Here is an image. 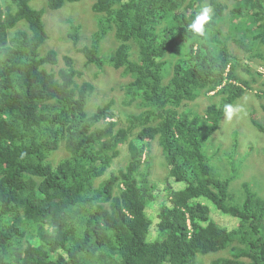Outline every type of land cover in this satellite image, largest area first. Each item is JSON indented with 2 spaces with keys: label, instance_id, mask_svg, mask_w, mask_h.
Segmentation results:
<instances>
[{
  "label": "trees",
  "instance_id": "obj_1",
  "mask_svg": "<svg viewBox=\"0 0 264 264\" xmlns=\"http://www.w3.org/2000/svg\"><path fill=\"white\" fill-rule=\"evenodd\" d=\"M67 1L78 0H47V6L56 10ZM205 6L213 18L201 37L186 28ZM229 6L220 0H94L98 29L78 51L87 63L101 66L106 56L131 75L122 104L139 100L143 109L122 112L123 119L115 98L86 111L95 85L77 82L81 72L71 56L57 71L47 69L60 59L55 49L39 51L49 38L44 9L31 0H0V264H204L206 254H217L210 264H264V198L244 182V200L236 202L232 176H222L203 149L219 129L223 106L261 82L262 72L245 59L253 50L264 58V0ZM226 10L243 19L229 20L225 31L219 22L227 21ZM110 32L117 46L103 52ZM70 35L75 44L81 39ZM211 91L213 101L200 105L197 99ZM189 102L196 105L183 109ZM253 123L264 132V121ZM154 139L169 175L184 188L148 184L141 168L151 160ZM126 142V166L103 178ZM61 146L67 155L54 164L50 157ZM164 192L170 204L159 208ZM200 197L238 224L225 227L217 220L224 215L211 214ZM156 204L157 213H150ZM154 227L165 237L150 240Z\"/></svg>",
  "mask_w": 264,
  "mask_h": 264
},
{
  "label": "rangeland",
  "instance_id": "obj_2",
  "mask_svg": "<svg viewBox=\"0 0 264 264\" xmlns=\"http://www.w3.org/2000/svg\"><path fill=\"white\" fill-rule=\"evenodd\" d=\"M9 2L10 0H1ZM223 3H228L229 9L234 5V0H220ZM94 0H78V1H67L62 7L58 9H49L47 6V0H31V5L37 9H44L43 21L45 28L49 35L47 41L40 47L39 51L41 55H45L48 50L55 49L59 54L58 65L48 64L46 67L48 70L57 71L60 67L65 66L64 56L69 55L73 60V65L76 69L81 72L79 77H76L77 82L80 84L83 81H90L95 85L93 93L87 99L86 111L93 113L98 106L104 105L111 99L115 98L118 104L116 108L121 110V115L125 119L122 112L134 111L139 112L142 107L138 104L140 101L133 102L131 106H125L122 104V98L124 97L123 86L129 80L132 79L130 74L124 71V68L113 67L106 59V56L101 57V66L95 63H87L86 57L78 51V47L84 44H90L92 36L98 29V14L92 9V3ZM207 2V1H206ZM209 2V1H208ZM207 2V3H208ZM227 17L224 22H219L220 25H224V30L229 28V20H233L227 10ZM243 17L235 18L234 22L242 20ZM22 22V23H21ZM19 26L26 27V22L21 21ZM80 26L78 30L76 27ZM78 33L81 36L80 41L75 44V40L71 37V34ZM117 46V39L115 38L114 32H110L109 35L102 41L101 50L103 52L112 51ZM234 49L237 50L235 47ZM264 54V47L262 49ZM260 53V51H259ZM257 51H251V54L246 57L247 64L251 65L254 71L259 70L264 72V58H255ZM242 56V55H241ZM244 75V74H243ZM247 77V76H246ZM170 78V77H169ZM169 78H166L168 81ZM248 78V77H247ZM261 82L251 83L252 88L240 97L237 98L233 105H240L242 111L237 117H234L231 121L225 120L223 117L220 123L219 129L213 133V135L203 143V149L212 163L221 175L227 177L232 176L229 185V192L234 197L236 202H242L245 197V191L243 188L244 182L249 183V187L252 192L258 196L264 198V132L258 130L252 123V119L264 121V111L262 109L264 104V75L259 77ZM214 92H210L207 95L202 94L198 98L197 102L200 105H204L210 101V95H214ZM121 101V102H120ZM196 105L195 102H189L186 107ZM195 108V107H193ZM126 122V121H125ZM157 139V138H156ZM151 140L148 145L150 146L151 160L148 165H144L141 171L148 173L151 179L154 181H148V184H152L157 190L166 189L167 191L179 190L185 187L186 183L183 181H176L169 175V166H166L167 159L166 154L163 151L162 146L157 144V141ZM123 145L122 154L113 160V164L103 178L110 176L111 172L118 171L120 168L126 166L129 156L126 150L128 142ZM67 152L64 147H60L53 156L50 157L51 161L56 164L60 159L65 157ZM230 172L225 173V169ZM139 178V175H138ZM101 181V180H99ZM98 184V183H97ZM155 191V189H153ZM145 198L149 203L152 197L151 188L146 187L144 189ZM163 199L159 202V208L163 205H169L170 201L166 200V194L164 192ZM153 198V197H152ZM199 200L207 204L210 207L211 214L214 212L221 213L217 209L215 204L205 197H200ZM150 213H157V204L155 208L149 209ZM148 214V213H147ZM224 215L218 216L217 220L224 226L230 228L236 224V221L228 214L221 213ZM148 216L152 219L150 214ZM158 218V217H156ZM159 232L154 227L149 239L154 240L158 238ZM165 234L159 235V238H164ZM15 252V251H14ZM222 252L218 253L220 256ZM217 256V254H206L200 256V261L204 264H210L211 261ZM16 254L13 255V261H17Z\"/></svg>",
  "mask_w": 264,
  "mask_h": 264
},
{
  "label": "clouds",
  "instance_id": "obj_3",
  "mask_svg": "<svg viewBox=\"0 0 264 264\" xmlns=\"http://www.w3.org/2000/svg\"><path fill=\"white\" fill-rule=\"evenodd\" d=\"M212 18H213V9L210 6L202 7L201 10L199 12H197V14L191 20V22L187 25L186 29L188 32H191L194 35L203 37L206 33V25L209 24V22L212 20ZM259 71H261V70H259ZM261 72L264 75V72L263 71H261ZM211 92H214V91H211ZM262 109H263V107H262ZM241 111H242V107L240 105L225 104L223 106L224 118H225V120H228V121H231L234 117H237ZM263 111H264V109H263ZM252 123H253V119H252ZM147 178H148V181L154 180V179L150 178L148 173H147ZM233 219L235 220V218H233ZM236 224H238V223H236ZM228 229H230V228H228ZM159 235H160V233H159ZM159 235H158V238H159ZM223 253L226 256L231 255V251L229 249L224 250Z\"/></svg>",
  "mask_w": 264,
  "mask_h": 264
}]
</instances>
